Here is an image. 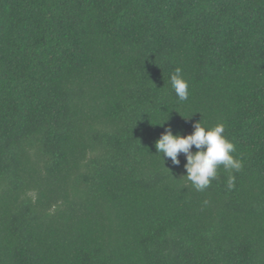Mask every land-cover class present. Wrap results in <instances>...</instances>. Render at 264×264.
Here are the masks:
<instances>
[{
	"label": "trees",
	"instance_id": "obj_1",
	"mask_svg": "<svg viewBox=\"0 0 264 264\" xmlns=\"http://www.w3.org/2000/svg\"><path fill=\"white\" fill-rule=\"evenodd\" d=\"M200 121L231 189L157 153ZM0 264H264V0H0Z\"/></svg>",
	"mask_w": 264,
	"mask_h": 264
},
{
	"label": "clouds",
	"instance_id": "obj_2",
	"mask_svg": "<svg viewBox=\"0 0 264 264\" xmlns=\"http://www.w3.org/2000/svg\"><path fill=\"white\" fill-rule=\"evenodd\" d=\"M170 84L180 101L188 99L189 85L180 68H176L171 75ZM193 129L192 134L187 136L174 135L170 128L165 129L155 143L157 153L169 158L174 166L180 165L179 156L182 154L186 159V175L183 178L197 191L203 192L211 187L212 182L218 179V170L221 167L229 173L228 188H233L234 173L241 172L244 165L241 158L233 155L236 147L224 135V125L221 123L206 128L200 121L193 124Z\"/></svg>",
	"mask_w": 264,
	"mask_h": 264
}]
</instances>
